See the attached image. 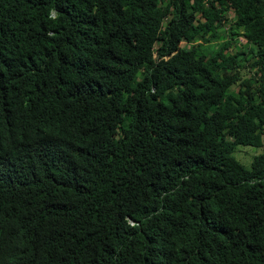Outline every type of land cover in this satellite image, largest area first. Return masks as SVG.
<instances>
[{"label": "trees", "instance_id": "trees-1", "mask_svg": "<svg viewBox=\"0 0 264 264\" xmlns=\"http://www.w3.org/2000/svg\"><path fill=\"white\" fill-rule=\"evenodd\" d=\"M239 145L264 0H0V264H264Z\"/></svg>", "mask_w": 264, "mask_h": 264}, {"label": "rangeland", "instance_id": "rangeland-1", "mask_svg": "<svg viewBox=\"0 0 264 264\" xmlns=\"http://www.w3.org/2000/svg\"><path fill=\"white\" fill-rule=\"evenodd\" d=\"M181 44L183 43L182 41L180 42ZM198 50L202 51L204 50V45H200L198 46ZM238 148H241L240 150H238L236 152V156L243 161L244 163H248V161L250 160L251 156L253 153L258 152L262 147H246V146H237Z\"/></svg>", "mask_w": 264, "mask_h": 264}]
</instances>
